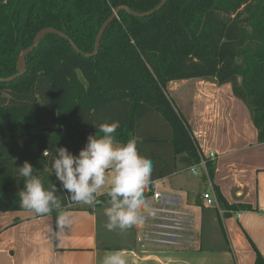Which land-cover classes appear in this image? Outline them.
I'll return each mask as SVG.
<instances>
[{"label":"trees","instance_id":"1","mask_svg":"<svg viewBox=\"0 0 264 264\" xmlns=\"http://www.w3.org/2000/svg\"><path fill=\"white\" fill-rule=\"evenodd\" d=\"M159 2L0 0V78L18 72L19 52L42 28L65 33L80 50L46 34L25 57L24 73L0 81V212L26 210L19 205L23 182L16 167L28 161L45 187H51L58 182L50 175L51 154L44 151L55 145L77 154L89 135H102L98 128L104 122L118 121L116 141L135 139L138 153L152 161L144 198L153 193L154 181L196 164L198 147L168 95L170 81L201 78L230 84L250 112L257 142L264 143V0H166L146 17L120 11L105 29L98 52L86 55L93 52L101 25L116 7L141 13ZM38 98L43 103L36 110ZM46 127L61 132H36ZM208 171L212 179L211 161ZM213 189L225 217L252 209L229 204L214 184ZM56 194L62 209L46 214L53 219L61 210L93 212L109 201L100 195L98 203L82 207L67 193ZM253 248L255 264H264Z\"/></svg>","mask_w":264,"mask_h":264},{"label":"crops","instance_id":"2","mask_svg":"<svg viewBox=\"0 0 264 264\" xmlns=\"http://www.w3.org/2000/svg\"><path fill=\"white\" fill-rule=\"evenodd\" d=\"M167 90L198 149L216 154L212 184L229 204H249L252 209L231 212L221 220L213 207L204 205L198 184L178 180L175 176L181 172L174 173L152 185L179 195L196 213L195 248L148 244L143 225L109 230L104 215L108 201L93 212L66 210L71 223L63 228L51 215L0 212V264H97L109 251H122L128 264H255L253 245L264 258V143L257 142L248 108L233 95L230 84L218 85L213 79L170 81Z\"/></svg>","mask_w":264,"mask_h":264},{"label":"clouds","instance_id":"3","mask_svg":"<svg viewBox=\"0 0 264 264\" xmlns=\"http://www.w3.org/2000/svg\"><path fill=\"white\" fill-rule=\"evenodd\" d=\"M119 126L118 121L101 123L98 131L102 135H89L77 154L63 146L54 145L51 152L46 149L44 155L51 154L50 175L58 182L51 187H45L43 179L28 161L16 167L17 178L23 182L18 191L20 207L37 215H46L62 209L57 191L67 193L71 201L90 206L98 203V196L106 194L110 206L104 209V215L109 230L123 232L142 226L141 209L147 206L144 192L149 185L153 163L138 153L135 139L117 143L115 133ZM70 223V214L61 210L57 227L63 228ZM97 264H128V259L122 251H109L98 258Z\"/></svg>","mask_w":264,"mask_h":264},{"label":"built area","instance_id":"4","mask_svg":"<svg viewBox=\"0 0 264 264\" xmlns=\"http://www.w3.org/2000/svg\"><path fill=\"white\" fill-rule=\"evenodd\" d=\"M199 160L187 170L201 176L207 186L201 198L205 206L213 207L222 220L226 210L221 207L215 195L213 184L208 171V162L216 158V154H208L198 149ZM146 208L141 209L144 216V235L148 244L167 247L174 250H191L198 240L196 213L183 205L177 194L161 192L153 186V193L144 198Z\"/></svg>","mask_w":264,"mask_h":264},{"label":"water","instance_id":"5","mask_svg":"<svg viewBox=\"0 0 264 264\" xmlns=\"http://www.w3.org/2000/svg\"><path fill=\"white\" fill-rule=\"evenodd\" d=\"M166 0H160V2L151 10L146 11V12H135L132 9H130L128 6L126 5H120L118 7H116L113 11V13L109 16V18L103 22V24L101 25L96 37H95V41H94V50L92 53H87V56H93L98 52L99 46H100V41H101V37L105 31V29L107 28V26L109 25V23L115 18L117 17L118 13L120 11H125L128 14L135 16V17H146L151 15L154 11L159 10L160 8L163 7V5L165 4ZM46 34H53V35H57L63 39L68 40V42L71 44L72 48L77 51L80 52V50L76 47V45L72 42V40L69 39V37L55 29L52 27H46V28H42L41 30H39L33 40V43L28 46L27 48L21 50L18 54L17 57V70L18 72L13 75L10 76L8 78H0V81H11L19 76H21L24 71H25V57L34 50V48H36L38 46V43L40 42V40L46 35ZM36 132H48V133H57V132H61V128H53V127H46V128H42V129H38L36 130Z\"/></svg>","mask_w":264,"mask_h":264},{"label":"rangeland","instance_id":"6","mask_svg":"<svg viewBox=\"0 0 264 264\" xmlns=\"http://www.w3.org/2000/svg\"><path fill=\"white\" fill-rule=\"evenodd\" d=\"M168 92V90H167ZM4 94H7L6 92ZM168 95L171 97V99L173 100V102L175 101V99H173L172 97L173 94L171 92H168ZM42 101L41 99H37L36 101V104H35V109L36 110H39L40 107L42 106ZM176 107V106H175ZM178 110V109H177ZM176 179L178 180H187V182L189 183H193V184H198L197 186L199 187L198 190L200 191V193H202L205 189H207V186L204 184V181L202 182L200 179H199V176H195V175H190L189 173H187V171H183L181 172L180 174H177L176 176ZM185 182V181H184ZM186 185L184 184V187ZM106 190V189H105ZM79 205V204H78ZM86 205V204H84ZM81 206V205H80ZM213 214H216L214 213V210L212 211ZM217 216V215H216ZM218 217V216H217Z\"/></svg>","mask_w":264,"mask_h":264}]
</instances>
